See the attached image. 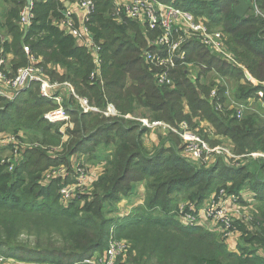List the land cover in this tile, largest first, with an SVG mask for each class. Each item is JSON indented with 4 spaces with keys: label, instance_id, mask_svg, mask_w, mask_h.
<instances>
[{
    "label": "trees",
    "instance_id": "16d2710c",
    "mask_svg": "<svg viewBox=\"0 0 264 264\" xmlns=\"http://www.w3.org/2000/svg\"><path fill=\"white\" fill-rule=\"evenodd\" d=\"M11 1L13 4L5 23V36H11V40H0V55L11 53L13 59L19 61L16 64L19 68L28 64L25 52L28 46L31 52L43 58L47 67L64 68L65 73L59 75L57 70H52V77L57 76L62 80L59 82H72L75 92L87 97L100 112H85L78 100L69 94L65 108L76 124L72 133L81 138L75 142L73 150L67 147L56 157L34 147L23 150L24 161L17 160L12 171L7 163L0 162V246L12 249L6 255L30 264L81 263L106 249L110 230L116 225V237L132 243L128 252L132 264H264L257 248L240 253L229 250L216 231L202 226L186 227L175 213L180 201L191 199L202 204L206 197L222 187L234 193L248 192L249 188L252 197L264 201V178L253 175L244 167L230 169L220 161L211 169L196 167L173 148L161 147L150 152L142 140L147 127L128 117L136 115L138 110H145V117L175 126L183 121L192 124L194 118H200L213 124L220 134L230 137L239 153L264 150V120L247 112L244 121L238 122L234 112L235 117L226 124L225 114H220L222 110L217 108L218 98H211L212 91L217 89L224 100L222 95H225L226 87L211 88L201 82V78L210 72L229 77L245 76L244 68L220 59L200 41L189 40L182 47L185 58L178 60L170 71L174 85H160L157 81L159 68L144 58L147 49H154L153 39L158 32L149 31L139 20L124 19L121 21L124 23H119L111 14L113 0H94L95 10L86 25L101 46L103 82L92 81L90 76L95 65L90 50L55 23L63 18L66 0H37L34 22L26 31L18 23L26 0ZM172 2L197 16H206L211 28L221 29L243 55L241 65L264 82V17L252 5L246 16L239 17L235 12L238 0ZM257 5L264 14V0H257ZM128 29L131 34L127 33ZM190 64L193 65L192 72ZM198 67L203 71L193 76ZM250 85L249 94L243 93L245 88L241 89V98H259V91L264 92V84ZM0 101H4L2 96ZM8 103L0 110V131L15 125L16 111L22 105H30L19 114L20 120H28V127L36 131L34 136L41 135L51 145L60 142L59 131L55 130L58 123L48 121L43 112L37 113L44 107L53 109L57 105L40 97L37 84ZM109 104L115 106L116 116L104 113ZM43 120L48 126L41 131ZM53 129L54 133L51 132ZM105 137L115 147L114 160L108 158L109 167L113 168L99 180L101 187L108 191L102 196L96 195L95 208L93 204L86 208L75 206L84 195L68 206L62 205L59 189L63 182L55 179L42 184V172L57 165L56 158L61 163L67 162L69 155L83 151L86 143L90 142L86 150L92 151ZM111 137L115 141H111ZM242 176L243 184L241 179L237 187L229 185ZM144 179L150 182L145 201L137 206L141 212L108 218L103 203L117 201L121 193L128 192L131 182ZM70 181L68 178L65 183ZM181 192L184 193L182 200L178 199ZM22 233L35 235L36 242L19 244ZM257 239L247 237L252 243L261 242ZM117 264H121L120 259Z\"/></svg>",
    "mask_w": 264,
    "mask_h": 264
},
{
    "label": "built area",
    "instance_id": "2783aa9c",
    "mask_svg": "<svg viewBox=\"0 0 264 264\" xmlns=\"http://www.w3.org/2000/svg\"><path fill=\"white\" fill-rule=\"evenodd\" d=\"M78 6L83 10L82 18L76 17L72 10H63V18L59 25L68 33L73 34L78 39L85 42L93 57L95 68L91 73L92 81L100 80L101 77V46L95 41L93 34L87 28L86 22L90 14L95 10L94 0H77ZM115 17L120 21L124 19L139 20L151 32H158L157 37L153 39L154 49H147L144 58L147 62L158 67L157 81L160 85H174L171 77V69L175 67L178 60L185 58V52L182 47L189 40L200 41L212 54L220 59L233 64L236 58L228 51L227 38L221 29H213L201 17L184 8L178 7L174 2L166 3L161 0H113ZM255 11L264 17L257 5V0H248ZM37 0H26L21 8L19 24L23 30H28L35 18V3ZM28 57V64L21 66L16 72L7 68L3 61V55H0V95L8 97L10 100L29 88L32 84L39 86V92L42 98L53 101L57 106L47 113L48 120L52 122H62L66 125L71 120L69 112L64 105L65 92L72 94L81 105L85 112H100V109L91 105L89 99L78 95L74 88L68 83L61 84L50 80L44 74L42 69V60L39 56L31 52L28 46L25 47ZM3 58V59H2ZM4 65V66H3ZM192 72L193 65H189ZM247 79L253 82L256 80L251 73L244 67ZM211 98H218V91L214 89ZM220 102L217 108H220ZM244 105H241L236 112L238 118H242L245 112ZM107 115H117V110L113 104H109L105 110ZM104 111V112H105ZM143 125L155 128L165 126L175 134L179 135L183 143L184 157L191 161H200L213 155H224L222 148H212L210 144L199 133H197L188 123L183 121L179 125H171L162 120H141ZM19 138V136H18ZM20 140V139H19ZM17 136L13 135L8 139L9 144H16ZM20 144V143H19ZM17 144L16 149L19 148ZM19 150L14 152L11 159H3L2 163H7L10 171L14 170ZM264 158V153L260 154ZM249 156V155H248ZM93 170L83 164H76L72 167H51L42 175V184H49L55 179H60L63 185L59 189L60 202L64 206L73 203L77 198L85 195L86 190L90 188L95 179ZM71 178L72 181L65 183ZM244 191L240 193L229 192L226 188H221L213 193L210 199L199 208L197 203L183 202L175 210L182 224L186 227L207 226L208 229L220 232L222 238L230 240L235 237L237 241V231L235 222L242 219L244 210V198L250 201V194ZM252 221L251 217L243 219L244 225ZM130 242L125 239H118L111 232L108 246L102 253H96L91 258L84 261L86 264H117L118 259L126 254L130 249ZM257 253L264 258V248L259 249Z\"/></svg>",
    "mask_w": 264,
    "mask_h": 264
},
{
    "label": "rangeland",
    "instance_id": "374dc122",
    "mask_svg": "<svg viewBox=\"0 0 264 264\" xmlns=\"http://www.w3.org/2000/svg\"><path fill=\"white\" fill-rule=\"evenodd\" d=\"M161 1L166 2V3L172 2V0H161ZM12 4L13 3L11 0H0V40H2V38H4V36L6 34L5 23L7 20L8 11H9ZM111 14H112V17L115 18V20H117L119 23H124V22H121L120 20L117 19L119 17H117V18L115 17L116 15H115L114 10H113V12H111ZM199 16H201V18H203L205 21L209 22L207 20L208 18L206 16L198 15V17ZM127 33L131 34V29H128ZM226 41H227L228 51L230 53H232L234 55V57L236 58L235 65L242 68L241 66L243 64H242L240 59L243 58V55L241 54V52L238 49L234 48L235 46L233 45L232 42H230L228 40V38ZM39 57L41 59H43L41 56H39ZM3 58L2 59L5 62L4 64L6 65V67L10 68L12 71L16 72L18 69V66L16 64L19 63V61L18 60L16 61L14 59L12 60L11 57H8L5 55H3ZM41 65H42L41 67L44 70V74L46 75V77L52 81L59 82V80H61L57 76L54 78L52 77V75H51L52 70H57V71H55L57 75H59L58 73H60V74L65 73V72H63V70L60 67H57V69L53 66L47 67L43 60H42ZM195 73L196 72L192 73V75L194 76ZM253 78L256 80V82L248 80L247 77H245L244 75H242L241 77H238V76H232V77L221 76L220 77V76H218V74L216 72H213V74L207 73L201 78V82L208 84L209 86H211V88H216V87L220 86L221 88L226 87L231 91V96L234 97V100H233L235 103L234 108H232L233 105L230 103H224V105H223L222 104L223 99L219 94H218L219 96L217 99L221 105V107L218 109L222 110V107H223V111L220 112V114H222V115L225 114L224 117H226V119H227V120H225L226 124L229 123L230 119L235 117L234 112H237L236 111L237 108H239L241 105L246 106L245 110L248 109V106H249L248 101L251 98L255 99L256 101L255 102L252 101L254 111L251 112V110H249V112H251L249 114H255V115L257 114L262 118V120H264V99H263L264 92L259 91L258 97L260 100H258L256 97H253V96L249 97L248 99L245 97L241 98L239 95V94H242L241 93L242 88H245V90H246L243 93L249 94L248 90L251 86L250 84H253L255 86L260 85V84H264V82H260L255 77H253ZM59 83L64 84L65 82H59ZM0 96H2L4 99V101H0V110L2 111L3 108L9 104L8 101L10 99L6 96H3V95H0ZM28 107H30V105H27V106L22 105L20 107V110L16 111L15 117H16L17 121H16L15 125L7 127L6 130L0 131V162H2L3 159L8 160V159L13 158L14 152L16 150H19V153L21 154V152L23 150H26L27 147H34V149H41L43 151H46V153L48 151L54 157L61 156L65 152L67 147L69 148V150H73L75 142H78L79 139H81L79 136H77V135L75 136L72 133L76 130V124L74 123L73 117L71 118V120L69 122L66 123V125L63 124L64 125L63 127L61 124L57 125L58 127L55 130L59 131L61 139H59L60 142L58 144L51 145V143L46 141L45 138H43L41 135L39 137L37 135L34 136L36 131L34 130V128L28 127L29 122L26 118L23 120H20L19 114H21V112H23V110L28 108ZM50 110H52V109H50V107L47 106V107H44V108L38 110L37 113L40 114V112H43L42 115L47 118V113ZM145 112H146L145 110H138L136 112L137 113L136 115L139 117L148 118V117H145L146 116V114H144ZM104 113L106 114V111ZM111 114L110 115L106 114V115L107 116H113ZM103 116L106 117L105 115H103ZM244 116H246V112H244V115L242 116V118H238V122L239 121L243 122ZM128 117H130V116H128ZM47 120H48V118H47ZM164 122H166V121H164ZM166 123H168V122H166ZM43 124H44V127L41 129V131H43L48 126V123L45 120H43ZM144 126H146V125H144ZM190 126L197 133H199L205 140H207V142L210 144V146L212 148H217V147L222 148V151L225 154L221 155V156H218V155L209 156L208 158L201 159L200 161L188 160L187 158L184 157L183 143H182L180 136L175 134L174 132L169 130L167 127L162 126V125L157 126L154 131L151 130L152 127L146 126L149 128L146 131V133L144 134V136L142 137L143 144L147 148V150L150 152H155L156 150H158L161 147L173 148V149L177 150L178 153L182 157H184L188 163H190L196 167L211 169V167L214 165L215 162L220 161V162H222L223 165H227L228 168H230V169L231 168L244 167L246 169V171L251 172L253 175H255V176L258 175L259 177L264 178V158L260 155V154L264 153V150L256 149V150L247 151L245 153H239L237 151L236 144L232 141V139L230 137L223 135V134H220L213 124H211L209 121L201 120L200 118H194L192 124L190 123ZM53 127L56 128V125ZM51 132L54 133L55 132L54 129ZM21 133H24V134L18 138V136ZM172 133H174V134H172ZM114 134H115V132L113 131L112 135H114ZM13 135L17 136V139L19 142H17L16 144H9L8 139ZM111 141H115L114 137H111ZM17 144H19L18 149H16ZM88 144H90V142L85 144V149H83V151H77L74 154H72L71 156L69 155L68 152H66L69 155V159L67 162L61 163V160L59 158H56V159L53 158L54 160H58V164L49 167V168H51V167H58L59 168L62 166L72 167L76 164H83V166L85 165V166H87L93 170V174H95V177H94L95 179L93 180L90 188L86 190V192H85L86 194L84 195L85 197L82 199V201L80 203L79 202L76 203L77 205H75V206H77L78 208H86V206L93 204L94 201H96L98 199L96 197L97 194H101V196H102L104 194V192L108 191L107 189L101 187L99 180H100L101 176H103L107 172V170H111L113 168V167H109L110 165L108 163V158L111 160H114V158H115L114 154H113V151L115 150L113 142H109L106 137L103 138L102 143L95 145L92 151L86 150V146H88ZM111 154H113V155H111ZM99 157H102L103 159L97 160V158H99ZM21 159L24 161V155H22L21 158H20V156L19 157L17 156L18 161H20ZM45 160L47 162L50 161L47 159H45ZM48 169H45L42 172V175H44L45 172L48 171ZM214 173L216 174V172H214ZM218 175H219V173H217V176ZM241 179H242V184H243V182H245V179H243V176H242V178L237 179L236 183L231 182L229 185L237 187L238 185H240ZM71 181H72V179H71ZM149 182L150 181L148 179L133 181V183L131 182L130 183L131 185H129L130 189L128 190V192L120 194V199H118L117 201H105L103 203V206L105 209V215L108 218H116L117 219L118 217L129 216L133 212H137V211L141 212V210L137 209V206L139 205L137 202L140 203V202L145 201V198L149 192V187H148ZM28 184H29V182L25 186H27ZM222 188H225V187H222ZM247 190H248V192L252 193L249 188H247ZM200 191H201V189H200ZM241 191H243V190H241ZM244 192L247 195V193H246L247 191H244ZM213 193H211V195L206 197L204 199V202H202V204H198L196 201L193 202L191 199H187V201L182 200V199H184L183 198L184 193L181 192V193H179L181 196L178 199H181L182 201H180L179 204H181L183 202H186V203L193 202L195 204L197 203V205L200 208L201 206L206 204V202L210 199V197L212 196ZM246 195L244 198L245 199L244 200L245 205H244V210L242 212V219L235 222V228L237 231V238L239 237V241H235L236 235L234 236V238H232L230 240H226L225 238H222V236H220L221 235L220 232H217L218 235L220 236V238L223 240V242H225L227 244V248L229 250L235 251L237 253H240V251H242V250L249 251V250H252L254 248H257L258 249L257 251H259V249L264 248V201H262L261 199H257V198L255 199L254 196L252 197L250 195V198H249L250 201L248 202V200H246ZM24 197H26V196H24ZM179 204H178V206H179ZM95 206L96 205L93 204V208H95ZM178 206H177V208H178ZM83 214L87 215V213H85V212H83ZM248 216L252 218V221L249 224L244 225V223L242 221L245 217H248ZM178 219H179V217H178ZM115 227H116V225L112 226V228L110 230V235H111V232L114 231V235L116 236ZM202 227H205V226H202ZM244 229L246 231H249V233L244 231ZM248 236L250 239L251 238H258L257 240L261 241V242H255L254 241L252 243V242L247 240ZM118 239L128 240L126 238H118ZM2 240H5V239H2ZM29 242L34 244L36 242V236L33 234L29 235L27 233H22L19 240H18V243L25 245V244H29ZM131 245H132V243L130 242V246ZM10 251H12V249H10L9 247H1L0 246V264H30L28 262L19 261V260L13 258L11 255H6ZM128 252H129V250H128ZM128 252L119 258L121 264H132L128 260ZM119 259H118V261H119ZM75 264H85V263L84 262H81V263L76 262Z\"/></svg>",
    "mask_w": 264,
    "mask_h": 264
},
{
    "label": "crops",
    "instance_id": "0c3cea01",
    "mask_svg": "<svg viewBox=\"0 0 264 264\" xmlns=\"http://www.w3.org/2000/svg\"><path fill=\"white\" fill-rule=\"evenodd\" d=\"M26 2V1H25ZM64 10H72L75 14H76V17H78V18H82V16H83V14H84V12H83V10L78 6V1L77 0H66L65 1V9ZM21 11V10H20ZM62 15H63V11H62ZM19 16H20V13H19ZM59 22H60V20H58V22H57V20L55 21V23H57V25L59 26ZM207 22V21H206ZM207 23H209V22H207ZM68 33V32H67ZM2 40H11V36H4V38H2ZM77 40H78V42L81 44V45H86L85 44V42L82 40V38L81 39H78L77 38ZM87 46V45H86ZM3 54H5L4 52H3ZM5 56H8V57H11V59L13 60V55L11 54V53H7ZM56 69H57V67H55ZM61 68V67H60ZM62 70H63V72H65V69L64 68H61ZM203 70H201V68L200 67H198L197 68V70H196V73H195V75H197L198 73H201ZM210 74H213V72H210ZM218 74V73H217ZM218 76H222V75H220V74H218ZM245 77H247L246 75H245ZM65 83H68L69 84V86L70 87H72V88H74V84L72 83V82H70V81H64ZM34 84H32L29 88H27V89H25L23 92H25L26 90H29L32 86H33ZM227 89V91L225 92V95L223 94L222 96H224V100H222V104L224 105V103H230V104H232L233 106H232V108H234V106H235V103H234V97H232L231 96V91L228 89V88H226ZM74 90H75V88H74ZM217 90V89H216ZM23 92H21V93H23ZM64 92H65V99L69 96V94L67 93V90H64ZM20 93V94H21ZM19 94V95H20ZM39 94H40V92H39ZM19 95H17L14 99H12V100H15ZM40 97H41V95H40ZM42 98V97H41ZM65 99H64V105H65ZM223 99V98H222ZM258 100H260L259 98H257ZM252 101H256L255 99H249V106H248V109L247 110H245V112H246V114H247V112H249V110H251V112L252 111H254V108H253V103H252ZM115 107V106H114ZM245 107V106H244ZM54 109V108H53ZM116 109V108H115ZM238 109V108H237ZM222 111H223V107H222ZM237 111V110H236ZM128 116H130V115H128ZM133 120H139V121H141L142 119H148V120H151L150 118H144V117H139V116H137V115H133V116H130ZM245 117V116H244ZM243 117V118H244ZM55 123H58V124H61L62 125V127L64 126L63 124L64 123H62V122H55ZM144 126V125H143ZM146 127V126H145ZM148 128L149 127H147V130H148ZM156 129V127L155 128H151V130H155ZM22 134H24V133H21V135ZM172 134H174V133H172ZM32 147H27V149L28 150H30ZM22 151V150H21ZM23 152H25V151H22L21 152V154L19 153L18 154V157L20 156V158L22 157V155H24L23 154ZM24 158H25V156H24ZM138 204H141V203H143V202H137ZM206 228H207V226H205ZM237 241H239V237L237 238Z\"/></svg>",
    "mask_w": 264,
    "mask_h": 264
},
{
    "label": "water",
    "instance_id": "95a60500",
    "mask_svg": "<svg viewBox=\"0 0 264 264\" xmlns=\"http://www.w3.org/2000/svg\"><path fill=\"white\" fill-rule=\"evenodd\" d=\"M251 9V5L248 0H238V4L235 7V12L239 17H244Z\"/></svg>",
    "mask_w": 264,
    "mask_h": 264
}]
</instances>
